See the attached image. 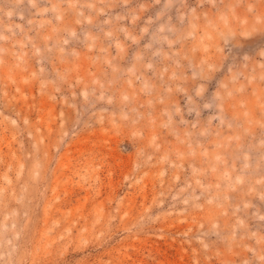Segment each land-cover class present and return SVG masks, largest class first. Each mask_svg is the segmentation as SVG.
I'll use <instances>...</instances> for the list:
<instances>
[{
  "label": "rangeland",
  "instance_id": "374dc122",
  "mask_svg": "<svg viewBox=\"0 0 264 264\" xmlns=\"http://www.w3.org/2000/svg\"><path fill=\"white\" fill-rule=\"evenodd\" d=\"M0 264H264V0H0Z\"/></svg>",
  "mask_w": 264,
  "mask_h": 264
}]
</instances>
